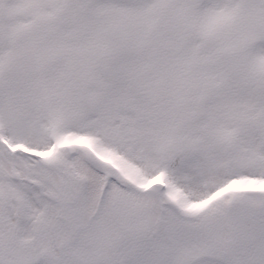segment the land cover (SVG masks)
<instances>
[{
    "label": "snow or ice",
    "instance_id": "snow-or-ice-1",
    "mask_svg": "<svg viewBox=\"0 0 264 264\" xmlns=\"http://www.w3.org/2000/svg\"><path fill=\"white\" fill-rule=\"evenodd\" d=\"M0 264H264V0H0Z\"/></svg>",
    "mask_w": 264,
    "mask_h": 264
}]
</instances>
